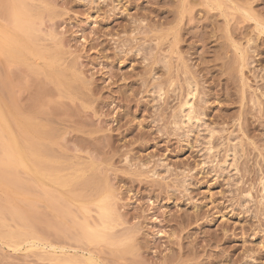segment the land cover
Returning <instances> with one entry per match:
<instances>
[{
  "label": "rangeland",
  "instance_id": "rangeland-1",
  "mask_svg": "<svg viewBox=\"0 0 264 264\" xmlns=\"http://www.w3.org/2000/svg\"><path fill=\"white\" fill-rule=\"evenodd\" d=\"M12 1L0 264H264V0Z\"/></svg>",
  "mask_w": 264,
  "mask_h": 264
},
{
  "label": "bare ground",
  "instance_id": "bare-ground-1",
  "mask_svg": "<svg viewBox=\"0 0 264 264\" xmlns=\"http://www.w3.org/2000/svg\"><path fill=\"white\" fill-rule=\"evenodd\" d=\"M21 2V0H13L12 1V9H11V11H12V13H11V20H12V24H13V27L16 29V31H18V32H20V34H21V32H24V30H25V27H24V23L23 22H21L20 21V19H19V15H18V10H19V5H21L22 3H20ZM9 4V3H8ZM23 5V4H22ZM9 8V7H8ZM21 8V7H20ZM9 10V9H8ZM6 19V18H5ZM8 20H9V17H8ZM10 21V20H9ZM11 22V21H10ZM28 27V26H27ZM27 29H29V27L27 28ZM30 32V31H29ZM25 33V32H24ZM28 34V33H27ZM27 34L25 33V36L28 38V36H27ZM30 34V33H29ZM28 34V35H29ZM23 36V35H22ZM31 36V35H30ZM3 37V36H2ZM11 37V36H10ZM4 38H6V37H4ZM30 38V37H29ZM7 39H8V37H7ZM6 39V40H7ZM5 40V39H4ZM3 41V40H2ZM33 41V40H32ZM5 42V41H4ZM24 41L19 37V36H16V35H13V37L12 38H10V39H8V41H6V48H5V46H4V48L3 49H5L4 51H2L3 49L1 48V51H2V53H8V52H6V49H7V51H9V47H11V46H15V47H20V45L23 47L24 46ZM32 44V43H31ZM27 46V45H26ZM33 46V45H32ZM23 49H24V47H23ZM18 50V49H17ZM40 50V49H39ZM38 51V50H37ZM41 52V51H40ZM40 52H38L39 54H40ZM10 54H11V52H10ZM30 54V53H29ZM34 55V54H33ZM42 55V54H41ZM2 56H3V54H2ZM5 56V55H4ZM7 56V55H6ZM5 56V57H6ZM10 57H11V55H10ZM7 58H8V56H7ZM11 58H13V57H11ZM16 58V57H15ZM15 58H14V60H15ZM190 89H191V87H190ZM189 89V90H190ZM194 89V88H193ZM191 91V95H192V91H194V90H190ZM190 91H188V92H190ZM189 95H190V93H189ZM1 99V98H0ZM188 99V98H187ZM187 106H189L188 105V101L185 103ZM184 106V105H183ZM186 106V107H187ZM185 107V106H184ZM183 108V107H182ZM185 110H187V109H185ZM184 109L183 110H180V111H182L181 113H182V118L181 119H183V120H185L186 118L187 119H189L191 116V114H190V112L189 113H187L186 111H185ZM188 110H190L189 108H188ZM12 115V114H11ZM189 120H191V118L189 119ZM189 120H187V121H189ZM186 121V120H185ZM29 125V124H28ZM6 129H7V122H6V120H5V118L1 115V113H0V171L2 170V171H6V172H10L11 170H12V168L14 167V166H16V165H24V158H23V156L21 155V153H20V150H19V148H18V143H17V141H16V139L13 137V136H7L6 135ZM4 130H5V132H4ZM10 131V130H9ZM11 134V133H10ZM35 142V141H34ZM27 150H29V149H27ZM31 152V151H30ZM36 154V153H35ZM37 157V156H36ZM20 167V166H19ZM13 171V170H12ZM15 172V171H14ZM17 180V179H16ZM3 181V180H2ZM17 182H19V181H17ZM18 191V190H17ZM41 194V193H40ZM26 195V194H25ZM31 196V195H30ZM33 197V196H32ZM37 198V197H36ZM27 202V201H26ZM9 205V204H8ZM11 205V204H10ZM22 205H23V203H22ZM27 206V205H26ZM27 207H29V206H27ZM3 208V207H2ZM9 208V207H8ZM15 208V207H14ZM18 208V207H17ZM4 209V208H3ZM11 209V208H10ZM33 209V208H32ZM60 209V208H59ZM5 210V209H4ZM6 210H8L7 208H6ZM12 211V210H11ZM17 211V209H15V211H14V213H17L16 212ZM27 211V210H26ZM25 211V212H26ZM110 211V210H109ZM8 212H10V211H8ZM24 212V211H23ZM58 212V211H57ZM10 213H13V211L12 212H10ZM30 212H27V214H29ZM59 213V212H58ZM108 212H103L102 213V215H101V220L102 221H104V218H107L108 217ZM11 215H14V214H11ZM63 215H65V214H63ZM110 215V214H109ZM14 216H16V215H14ZM19 216V215H18ZM72 216V215H71ZM79 216V215H78ZM22 217V216H21ZM73 217V216H72ZM80 217V216H79ZM18 218V217H17ZM74 218V217H73ZM72 218V219H73ZM81 218V217H80ZM15 219V218H14ZM20 219V218H19ZM18 219V220H19ZM89 219V218H88ZM74 220V219H73ZM76 220V219H75ZM77 222H79V221H77ZM77 222H75V223H77ZM72 223V222H71ZM80 223V222H79ZM98 225H101L100 224V222L98 221ZM79 228H77L76 230H78ZM80 233H81V238L82 239H84L85 241H91L92 239H95V238H98L99 236H98V234H96V231L95 230H92V229H90L88 226H80ZM78 232V231H77ZM12 234V233H11ZM13 235V234H12ZM28 235V234H27ZM16 236V235H15ZM79 236H80V234H79ZM9 237V236H8ZM11 237H14V236H11ZM15 238V237H14ZM81 239V240H82ZM100 243V242H99ZM24 244V243H23ZM29 244V243H28ZM31 244V243H30ZM17 248V247H16ZM15 248V249H16Z\"/></svg>",
  "mask_w": 264,
  "mask_h": 264
}]
</instances>
